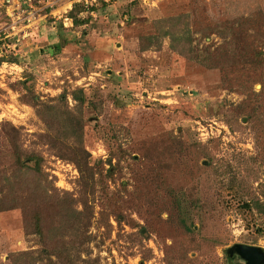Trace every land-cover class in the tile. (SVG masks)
Instances as JSON below:
<instances>
[{
  "label": "rangeland",
  "instance_id": "obj_1",
  "mask_svg": "<svg viewBox=\"0 0 264 264\" xmlns=\"http://www.w3.org/2000/svg\"><path fill=\"white\" fill-rule=\"evenodd\" d=\"M17 1L31 22L4 37ZM27 3L0 0V264L40 247L34 214L90 264H228L233 243L264 248L263 213L238 209L264 204V0H94L77 25L67 0ZM178 15L195 59L141 40ZM48 109L81 118L86 184ZM27 155L32 192L15 171ZM60 199L79 214L60 216Z\"/></svg>",
  "mask_w": 264,
  "mask_h": 264
},
{
  "label": "trees",
  "instance_id": "obj_2",
  "mask_svg": "<svg viewBox=\"0 0 264 264\" xmlns=\"http://www.w3.org/2000/svg\"><path fill=\"white\" fill-rule=\"evenodd\" d=\"M84 9L85 7H82L80 4L73 3L71 8L66 12V16L71 19L72 24H80L82 20L77 15ZM89 9L91 10L93 8L88 7V10ZM184 19V15L163 18V20L166 21V24L158 26L157 35L141 37V40L149 45L152 39L158 40V37L166 36L168 38V46L171 50L186 59H195L197 57L196 52L193 51L190 45L189 31ZM145 45H142V48L145 47ZM1 60L2 58H0V61ZM58 98L59 100H64L63 94H59ZM76 99L81 101L79 96H76ZM48 110L46 113H49L48 115L53 117L55 119L54 121L57 120L59 126L58 129L55 128L59 130L58 134L54 135L52 138L60 139L63 137L64 140L72 139L76 143L74 146L70 147V157L78 171L79 180L86 184L87 180L92 177L93 172L91 171V167L87 166V153L80 144L82 131L81 118L67 109H64V111L59 114L54 111V109ZM25 159L32 160V165L24 164L18 159L15 171L24 179L29 190L32 192L34 191V187L41 188L40 181L42 176L39 170V158H36L34 155H27ZM107 161H109V158H107ZM85 172H88L89 176H85ZM13 178L14 177L12 176V179ZM4 180L8 184L11 183V178L9 176H6ZM27 180L32 183L29 184ZM230 188H232V186ZM55 205L58 209V213L63 218L79 214V212L64 199H60ZM173 207L177 213V220L182 228L186 232H191L193 230V223L188 216L189 208L186 202L180 198L179 194L173 196ZM238 209L241 210V212L244 210L251 211V209H256L263 213L264 218V204L258 202V200L252 202L242 201L240 202ZM32 218L33 221L30 222V225L33 227V230L31 232L40 239V247L12 254V264H90L88 260L80 259L78 254L75 256L76 250L70 246L69 240H67L63 234L60 233L58 235L55 233L54 228L45 229L41 227L39 225V216L37 214H34ZM254 230L257 233H261V228L259 227L254 228ZM226 260L228 264H241L237 261H230L227 257Z\"/></svg>",
  "mask_w": 264,
  "mask_h": 264
},
{
  "label": "built area",
  "instance_id": "obj_3",
  "mask_svg": "<svg viewBox=\"0 0 264 264\" xmlns=\"http://www.w3.org/2000/svg\"><path fill=\"white\" fill-rule=\"evenodd\" d=\"M57 1V0H56ZM94 0H74V3H79L80 5H82L83 7H86L88 4L90 5L91 2H93ZM29 0H22V3H26V5L31 8ZM17 4L13 7L10 8H6L5 7V13L6 15L9 17V24L7 25V27L10 29V31L4 32L2 35L4 37L11 35L15 26L20 22V21H24L23 23H21V28H25L27 27V25H29V23L31 22L30 19L32 17V12L30 10H27L26 12H23V10L17 11V9H19V3L18 1L16 2ZM48 5H50V3H48ZM64 21H67L68 24H71V19L68 18H63Z\"/></svg>",
  "mask_w": 264,
  "mask_h": 264
},
{
  "label": "water",
  "instance_id": "obj_4",
  "mask_svg": "<svg viewBox=\"0 0 264 264\" xmlns=\"http://www.w3.org/2000/svg\"><path fill=\"white\" fill-rule=\"evenodd\" d=\"M226 256L235 254L243 264H264V248L245 243H233L224 248Z\"/></svg>",
  "mask_w": 264,
  "mask_h": 264
},
{
  "label": "flooded vegetation",
  "instance_id": "obj_5",
  "mask_svg": "<svg viewBox=\"0 0 264 264\" xmlns=\"http://www.w3.org/2000/svg\"><path fill=\"white\" fill-rule=\"evenodd\" d=\"M226 256V255H225ZM233 256H236L235 254H232L231 256H226L230 261H232V257ZM237 258L239 259V260H241L238 256H237ZM241 262H242V264H243V261L241 260Z\"/></svg>",
  "mask_w": 264,
  "mask_h": 264
},
{
  "label": "crops",
  "instance_id": "obj_6",
  "mask_svg": "<svg viewBox=\"0 0 264 264\" xmlns=\"http://www.w3.org/2000/svg\"><path fill=\"white\" fill-rule=\"evenodd\" d=\"M73 1H74V0H67L68 3H70V2H71V3H74ZM69 25H71V24H69ZM24 34H25V33H24ZM24 34H23V35H24Z\"/></svg>",
  "mask_w": 264,
  "mask_h": 264
}]
</instances>
